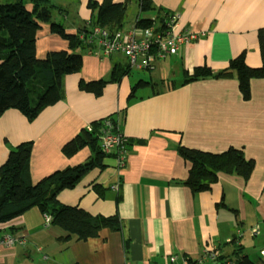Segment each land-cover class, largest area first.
Here are the masks:
<instances>
[{
  "label": "crops",
  "instance_id": "1",
  "mask_svg": "<svg viewBox=\"0 0 264 264\" xmlns=\"http://www.w3.org/2000/svg\"><path fill=\"white\" fill-rule=\"evenodd\" d=\"M51 1L62 8L53 17L69 34L92 20L89 0ZM152 2L155 9L148 14L156 15L157 9L179 11L177 30L190 29L197 39L157 61L147 69L149 77L129 71L123 54L100 59L82 51V68L65 76L61 100L33 121L15 108L0 116V166L12 148L31 142L30 180L37 183L54 171L85 162L92 154L89 146L71 155L64 153V146L92 122L115 115L130 141L126 165L118 169L114 155L104 156L103 167L60 191L58 200L91 215L116 214L122 229L105 228L87 240L63 239L66 231L48 225L40 208L32 207L0 223V240L8 234L26 238L13 247L0 245V264H171V255L198 261L206 248L217 250L219 257L201 264L227 259L235 264L231 257L236 247L250 254L252 238L264 234V77L251 80L248 100L235 76L184 83L186 73L196 67L219 71L242 52L250 67L262 66L264 0ZM129 10L135 21L137 0H129L127 15ZM68 47L67 39L53 32L49 23H41L36 39L39 61L50 51ZM118 62L126 65V74L107 83L100 96L80 89L82 80L108 78ZM140 80L151 83L131 95ZM179 145L213 153L234 146L254 160L255 168L248 179L220 172L209 190L193 192L183 184L190 163L179 154Z\"/></svg>",
  "mask_w": 264,
  "mask_h": 264
},
{
  "label": "trees",
  "instance_id": "2",
  "mask_svg": "<svg viewBox=\"0 0 264 264\" xmlns=\"http://www.w3.org/2000/svg\"><path fill=\"white\" fill-rule=\"evenodd\" d=\"M142 11L154 8L152 0H137ZM128 2L89 0L88 7L93 16L91 25L99 24L110 29H122L128 11ZM31 4V8H28ZM55 10L62 11L51 0H6L0 2V116L10 108L20 110L30 121L46 107L53 105L64 96V78L79 72L82 68L83 45L76 34L66 32L64 25L53 17ZM158 20L163 21L169 11L156 10ZM140 24H152L151 18H140ZM41 23H49L51 30L68 40L67 50L48 52L46 59L36 57L37 31ZM259 46L262 66L250 67L242 52L232 59L225 69L214 71L208 66L196 67L186 73L184 83L206 78H228L235 76L245 100L251 97V80L264 77V31H259ZM126 65L115 63L108 78L81 81L80 89L100 96L109 82H117L127 72ZM151 82L140 80L132 87V94ZM114 122L115 115L108 116ZM100 119L91 124V130L84 128L63 151L71 155L84 146L92 150L91 156L83 163L43 177L37 183L30 180V156L32 143L23 142L12 148L4 164L0 166V223L7 222L32 207H38L44 214L51 215V223L66 231L63 239L76 236L79 240L99 236L105 229L121 230L123 222L118 215H91L79 206L63 204L58 200L60 191L73 188L81 178L96 167H103L106 154L100 145V134L104 127ZM130 141L128 140V147ZM179 154L190 163L188 176L183 184L193 192L209 190L217 181L218 174H237L248 179L254 171L255 162L245 156L242 149L231 146L221 153L202 151L178 146ZM102 186H96L98 189ZM102 189H105L102 187ZM233 240L232 242H234ZM231 259L235 264H264L242 253L237 246ZM230 260V259H227Z\"/></svg>",
  "mask_w": 264,
  "mask_h": 264
},
{
  "label": "built area",
  "instance_id": "3",
  "mask_svg": "<svg viewBox=\"0 0 264 264\" xmlns=\"http://www.w3.org/2000/svg\"><path fill=\"white\" fill-rule=\"evenodd\" d=\"M145 12L147 14L145 15ZM151 18L152 24H140V18ZM181 19L179 11H169L163 21L157 16L142 11L139 5V12L136 20L128 27L122 29H110L99 24L87 22L75 33L81 41L83 51L100 59L107 58L113 54H123L127 60L128 70L151 69L157 61L165 59L170 55L177 54L181 48L197 39V33L187 29L179 31L177 25ZM104 127L100 134V145L106 154H114L117 160L118 169L126 165L128 154V138L121 128L120 121L114 122L110 117L104 120ZM91 125L88 130H91ZM114 189L118 184L113 185ZM51 215L45 214V222L51 223ZM253 233L258 230L253 228ZM26 238L22 235L8 234L0 240V245L15 246L18 243L24 244ZM264 257V250L261 251ZM218 253L214 248H206L204 256L198 261L186 258L178 259L177 255H171V264H201L205 259H217ZM230 260L220 264H229Z\"/></svg>",
  "mask_w": 264,
  "mask_h": 264
},
{
  "label": "rangeland",
  "instance_id": "4",
  "mask_svg": "<svg viewBox=\"0 0 264 264\" xmlns=\"http://www.w3.org/2000/svg\"><path fill=\"white\" fill-rule=\"evenodd\" d=\"M6 0H0L1 3L5 2ZM145 14H147V12H145ZM135 19V15L131 13V11L129 10L128 15H127V19L125 20V28H128L134 21ZM132 73L134 74H138V73H143L146 74V77H149V71L147 69H143V70H138V69H132L131 70ZM158 88H160V86H158ZM252 245H251V252H250V257L257 261L260 262L261 259L263 258V255L261 253V249L264 248V234H261L258 237H254V239L252 238Z\"/></svg>",
  "mask_w": 264,
  "mask_h": 264
}]
</instances>
